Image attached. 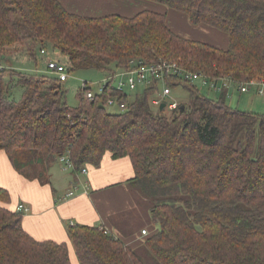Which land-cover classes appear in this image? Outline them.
<instances>
[{
	"label": "trees",
	"instance_id": "obj_1",
	"mask_svg": "<svg viewBox=\"0 0 264 264\" xmlns=\"http://www.w3.org/2000/svg\"><path fill=\"white\" fill-rule=\"evenodd\" d=\"M148 1L225 33L228 49L180 37L166 14L153 11L92 18L58 0H0V58L9 65L8 54L23 53L36 62L47 49L67 57L73 72L167 61L236 89L264 82V0ZM16 85L18 101L11 99ZM167 86L189 94L169 115L153 104L158 82L133 102L110 85L94 101L86 96L91 87L81 88L72 107L56 77L0 67V152L41 183L62 156L75 173L99 168L107 153L129 158V185L152 199L158 228L143 245L160 264H264V115L228 106L226 88L213 100L196 84ZM110 99L126 109L112 113ZM40 164L44 171L34 169ZM10 203L0 188V264H71L67 245L35 240ZM68 234L80 264H147L101 226L76 225Z\"/></svg>",
	"mask_w": 264,
	"mask_h": 264
},
{
	"label": "crops",
	"instance_id": "obj_2",
	"mask_svg": "<svg viewBox=\"0 0 264 264\" xmlns=\"http://www.w3.org/2000/svg\"><path fill=\"white\" fill-rule=\"evenodd\" d=\"M58 1L70 13L82 17L117 15L133 18L142 11L166 14L168 27L183 38L221 50L229 47V37L225 33L207 25H194L187 15L148 0ZM43 60V57L38 56L35 62L37 71L40 70L38 64L43 63ZM133 177L134 170L129 158L114 159L107 153L100 167L89 168L86 175L65 171L60 163H55L45 173L46 181L41 183L16 171L7 155L0 152V188L10 193L9 208L17 212L20 204L26 206L28 211L21 213L24 231L40 242L66 244L71 264H80L68 234L69 227L76 225L101 226L121 239L126 246L134 250L142 247L144 229L126 232L124 219H118L136 208L128 187ZM85 185L88 187L87 194L84 193ZM74 186H78V193L67 198ZM150 229L157 231L158 228L154 225Z\"/></svg>",
	"mask_w": 264,
	"mask_h": 264
},
{
	"label": "rangeland",
	"instance_id": "obj_3",
	"mask_svg": "<svg viewBox=\"0 0 264 264\" xmlns=\"http://www.w3.org/2000/svg\"><path fill=\"white\" fill-rule=\"evenodd\" d=\"M178 35V34H177ZM180 36V35H179ZM182 37V36H180ZM183 38V37H182ZM186 39V38H185ZM188 40V39H187ZM54 59L58 61H66V57L64 55H61L59 52H54ZM51 55L53 53L51 52ZM59 55V56H58ZM11 58V63L9 62V65L7 62H3V56L0 58V67L7 68L8 71H21L23 73H45L46 68V60H43V63H39V71L36 70V64L33 60H31L26 54H14V56L8 54ZM157 63V62H156ZM152 63V64H156ZM44 68V69H43ZM43 69V70H42ZM107 77V73L99 72L95 70H77L71 73V77L66 81L63 82L62 87L63 90L66 92L65 98L67 100V103L72 106L76 107L78 105V93L80 89L82 88V82L87 81L89 83V86L92 90L98 91L100 86L105 82V79ZM197 85V88L200 90L201 94L209 99L217 100L221 96V91L217 89H210V88H204L199 86L201 84L200 81H197L195 83ZM145 90L144 86H139L136 88L135 91L129 92L130 96V102H133L137 95H142L143 91ZM160 90V85H159ZM23 88H20L16 85V87L13 88V95L11 96L12 100H20V97L22 95ZM227 95L225 97L226 104L234 109H239L241 111H249L257 115H264V95H259L255 93L254 91H250L248 93H241L238 89L234 87H229L227 90ZM163 89L161 87L160 92L152 98L154 99H163L166 104H170L171 102L175 101L179 104H187L189 99L188 92L182 88L177 87L173 89V93L171 94L170 98H165L162 96ZM112 113H119L121 109L117 107H113L109 109ZM171 113V110H169L168 107H166L165 114L169 115ZM59 163V161H58ZM34 168V167H33ZM35 170L41 169L44 171V167L40 164L39 166H36L34 168ZM40 170V171H41ZM31 171L34 172L33 169ZM74 171V170H71ZM46 181V178L44 179ZM48 182V181H47ZM131 189L132 192V199L133 202L136 205V208L130 212L124 213V216L118 217L119 221L121 218H123V224L126 226V232H133L134 229L136 230H147L149 233L147 236H145L144 241L154 235L156 233V230L153 231L150 229V226H154L150 209L153 206L152 199L148 198L141 190L139 189H133L131 186H128ZM70 192H68L69 194ZM124 231V233H126ZM138 254L142 257V259L147 264H160L156 259L153 258V256L149 253V251L142 245L141 248L138 249Z\"/></svg>",
	"mask_w": 264,
	"mask_h": 264
},
{
	"label": "built area",
	"instance_id": "obj_4",
	"mask_svg": "<svg viewBox=\"0 0 264 264\" xmlns=\"http://www.w3.org/2000/svg\"><path fill=\"white\" fill-rule=\"evenodd\" d=\"M51 52L47 49H42L40 51V56L46 60V70L45 73L50 76L57 78L58 82L62 85L63 82H66L73 72V67L69 63L68 58L66 61H58L50 57ZM53 55H55L53 53ZM177 81L180 83H191L195 84L197 81H200L199 86L210 89H217L223 91L224 88L228 90L232 85L228 79L220 80V84L212 82L206 75L200 73H193L187 69H184L174 62H159L156 64H149L142 60H131L128 64V68L122 69L117 68L111 74L107 73L105 82L100 86L98 91H88L87 98L90 101H94L96 94H101L107 86L118 92L129 93L136 90L139 86H144V88L151 86L155 82H158L163 89L162 96L165 98H170L172 94V89L167 86L168 81ZM90 88L87 81L82 82V89ZM239 91L243 94L252 91H256L259 95H264V82L250 81L245 84H242L239 88ZM159 90V92H160ZM165 101L163 99H154L153 104L156 107H160ZM116 102L113 99L108 100L107 105L109 107L116 106ZM166 107L169 110H175L179 103L173 101L170 104H166ZM118 106V105H117ZM126 104H119V108L124 111L126 109ZM59 163L62 165L65 171L75 170L72 160L67 156H62L59 158ZM88 169L84 168L80 173L87 174ZM78 193V186H74L70 193L67 195V198L74 197ZM84 193H88L87 185L84 186ZM28 209L23 204H20L17 208V213L27 212ZM142 235L147 236L148 231L142 230Z\"/></svg>",
	"mask_w": 264,
	"mask_h": 264
},
{
	"label": "water",
	"instance_id": "obj_5",
	"mask_svg": "<svg viewBox=\"0 0 264 264\" xmlns=\"http://www.w3.org/2000/svg\"><path fill=\"white\" fill-rule=\"evenodd\" d=\"M58 52V51H57ZM4 58V57H3ZM166 108V105L165 104H162L161 106H160V110L161 111H163L164 109Z\"/></svg>",
	"mask_w": 264,
	"mask_h": 264
},
{
	"label": "bare ground",
	"instance_id": "obj_6",
	"mask_svg": "<svg viewBox=\"0 0 264 264\" xmlns=\"http://www.w3.org/2000/svg\"><path fill=\"white\" fill-rule=\"evenodd\" d=\"M163 104H165V103H163Z\"/></svg>",
	"mask_w": 264,
	"mask_h": 264
}]
</instances>
